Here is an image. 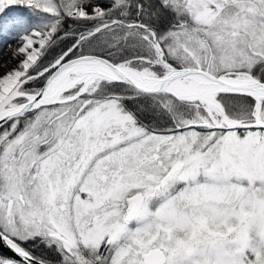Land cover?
I'll return each instance as SVG.
<instances>
[{
	"label": "snow or ice",
	"instance_id": "6c2138e0",
	"mask_svg": "<svg viewBox=\"0 0 264 264\" xmlns=\"http://www.w3.org/2000/svg\"><path fill=\"white\" fill-rule=\"evenodd\" d=\"M0 264H264V0H0Z\"/></svg>",
	"mask_w": 264,
	"mask_h": 264
}]
</instances>
